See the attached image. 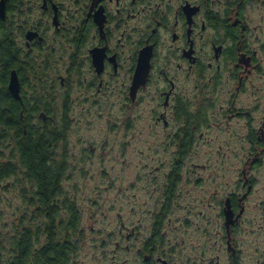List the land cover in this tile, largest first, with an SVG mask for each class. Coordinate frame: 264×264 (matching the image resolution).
<instances>
[{
  "label": "flooded vegetation",
  "instance_id": "af4514ba",
  "mask_svg": "<svg viewBox=\"0 0 264 264\" xmlns=\"http://www.w3.org/2000/svg\"><path fill=\"white\" fill-rule=\"evenodd\" d=\"M16 9L12 97L33 123L45 122L46 110H95L109 127L137 135L146 121L172 148L157 197L145 188L153 205L146 227L141 211L135 221L119 217L112 259L122 250L136 262L118 264H264V0H22ZM205 128L215 153H225L216 131L240 129L246 144L234 180L209 193L217 208L209 260L207 240L194 248L164 228Z\"/></svg>",
  "mask_w": 264,
  "mask_h": 264
},
{
  "label": "rangeland",
  "instance_id": "374dc122",
  "mask_svg": "<svg viewBox=\"0 0 264 264\" xmlns=\"http://www.w3.org/2000/svg\"><path fill=\"white\" fill-rule=\"evenodd\" d=\"M97 114L95 110L79 109H73L71 114L68 144L77 160L78 165L75 167L81 169L72 174L76 181L82 229L81 244L74 264H112L113 261L118 264L124 258H130L128 263H132L136 259L122 250L115 255V260L112 259L117 216L119 214L125 220L135 221L139 217L136 211H141L140 225L142 229L146 227L147 217L153 206L146 192L157 197L158 185L162 184L160 169L167 167L172 148L157 138L161 137V133L150 130L146 121H142L144 127L141 126L144 132L137 135L136 132H127L122 125L109 127L106 117L101 118ZM142 116L148 118V112L144 111ZM240 129L231 133L232 135L214 132V136H218L215 148L220 144L224 155L213 152V143H207V128L203 129V141L193 144L192 154L185 160L183 167L186 169L183 170L181 182L175 190L177 197L170 206L171 222L164 226L167 236H177V241L186 240L194 248H202L207 240L208 260L216 254L212 251L211 244L217 239L214 232L217 208L213 200L209 201V193L214 195L216 186L222 190L226 179L230 184L240 165L238 162L244 161L241 148H245L246 144L240 139ZM212 135L213 133L210 136ZM192 162L199 165L194 170V175L188 173ZM154 166L158 168V172ZM151 167L155 170H147ZM198 177H207V183L196 185L194 178ZM260 177L263 180V176ZM260 183L264 185V180ZM153 185L157 188L151 192ZM145 188L150 190L146 191ZM3 198L0 206L3 209L5 230L10 234L14 222L13 211L16 213L23 203L14 192H5ZM201 199H204L202 204ZM206 202L207 205L203 206ZM180 222H183L182 225ZM210 230L212 232L208 235Z\"/></svg>",
  "mask_w": 264,
  "mask_h": 264
},
{
  "label": "trees",
  "instance_id": "16d2710c",
  "mask_svg": "<svg viewBox=\"0 0 264 264\" xmlns=\"http://www.w3.org/2000/svg\"><path fill=\"white\" fill-rule=\"evenodd\" d=\"M4 1L5 17L0 18V204L5 192H14L23 205L13 211L10 234L0 206V264H74L82 229L72 174L81 169L75 167L77 160L68 144L71 111L46 110L49 118L33 123L32 112L15 105L8 90L13 56L9 24L22 0ZM197 112L202 118V108ZM161 208L159 213L165 215L167 206ZM117 217L115 230L120 226Z\"/></svg>",
  "mask_w": 264,
  "mask_h": 264
},
{
  "label": "water",
  "instance_id": "95a60500",
  "mask_svg": "<svg viewBox=\"0 0 264 264\" xmlns=\"http://www.w3.org/2000/svg\"><path fill=\"white\" fill-rule=\"evenodd\" d=\"M5 17V1L0 0V18ZM8 90L13 97H18V86L16 81V76L13 72L10 73L8 80Z\"/></svg>",
  "mask_w": 264,
  "mask_h": 264
}]
</instances>
